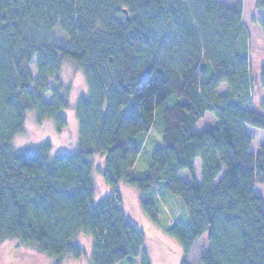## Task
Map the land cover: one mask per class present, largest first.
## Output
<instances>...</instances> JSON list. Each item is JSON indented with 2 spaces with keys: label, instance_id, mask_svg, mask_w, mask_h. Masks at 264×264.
Segmentation results:
<instances>
[{
  "label": "trees",
  "instance_id": "16d2710c",
  "mask_svg": "<svg viewBox=\"0 0 264 264\" xmlns=\"http://www.w3.org/2000/svg\"><path fill=\"white\" fill-rule=\"evenodd\" d=\"M229 1L0 0V244L15 240L61 264L83 254L73 240L85 233L92 239L90 264H152L117 187L146 192L163 184L187 213V222L164 229L181 249L179 264H191L204 235L208 248L197 264H264V204L255 190L264 187V138L253 152L245 131L264 134V116L245 107L251 85L244 0ZM55 29L67 44L55 41ZM64 62L87 86L74 108L72 152L53 154L49 141L14 149L29 114L37 124L50 121L58 134L69 132ZM259 82L264 87V66ZM208 113L217 125L195 134ZM159 122L162 144L152 150L149 168L137 172L145 139ZM95 155L103 158L98 173L112 191L97 202ZM142 206L157 224L154 204Z\"/></svg>",
  "mask_w": 264,
  "mask_h": 264
},
{
  "label": "rangeland",
  "instance_id": "374dc122",
  "mask_svg": "<svg viewBox=\"0 0 264 264\" xmlns=\"http://www.w3.org/2000/svg\"><path fill=\"white\" fill-rule=\"evenodd\" d=\"M259 0H244L242 13V26L248 36L247 58L249 65L250 79V103L245 107L253 112L264 116V87L260 85L259 74L261 67L264 66V9L257 8ZM230 4L229 0H224ZM263 0H260L262 3ZM53 37L59 44H67L66 37L58 30L53 31ZM29 71L33 78L37 76L35 59L29 65ZM61 82L64 90L67 91L70 108L66 112L70 121V130L63 131L61 134L53 127L48 120L37 124L33 114L26 118L23 132L13 139L14 149H22L36 146L37 144L49 141L52 145L53 154L70 153V143H75L78 139V123L74 116V108L77 99L87 93V86L83 74L72 64L64 62L60 73ZM226 86L221 85L219 92L225 91ZM47 102L51 101L49 95L45 96ZM171 102V101H170ZM161 108L157 109L156 114ZM217 125L216 119L210 113L201 119L195 126V134L214 128ZM246 133L252 137V151L256 152L262 143V132L252 127H245ZM162 125L156 123L145 139L146 143L141 149L134 170L137 172L146 171L151 163V152L155 147L161 146ZM94 162V184L96 188L97 202L111 189L105 184L103 178L98 173L103 167V158L100 155L93 157ZM196 182L200 181L201 164L199 160L195 163ZM181 178H186V173L180 174ZM120 197V206L135 225L146 237L144 249L148 252L152 264H179L181 260V249L178 244L169 238L164 229L173 225L175 222H187V213L180 199L171 195L164 188L163 184L153 186L146 192L139 191L136 187L120 183L117 187ZM256 193L260 195L264 204V187L257 186ZM152 202L158 211V223H151L149 216L144 210L142 203ZM91 237L85 233L75 236L73 242L82 248L83 254L78 258H65L61 264H90L91 260ZM208 248L207 236H202L193 248L189 261L197 264L198 258L203 255ZM0 264H55L54 260L38 252L34 248L20 245L15 240H6L0 244Z\"/></svg>",
  "mask_w": 264,
  "mask_h": 264
},
{
  "label": "crops",
  "instance_id": "0c3cea01",
  "mask_svg": "<svg viewBox=\"0 0 264 264\" xmlns=\"http://www.w3.org/2000/svg\"><path fill=\"white\" fill-rule=\"evenodd\" d=\"M223 92H224V91H223ZM262 136H263V137H262V139H263V138H264V134H263V132H262Z\"/></svg>",
  "mask_w": 264,
  "mask_h": 264
}]
</instances>
